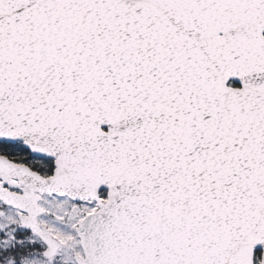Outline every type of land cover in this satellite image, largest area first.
I'll return each mask as SVG.
<instances>
[{
    "label": "snow or ice",
    "instance_id": "1",
    "mask_svg": "<svg viewBox=\"0 0 264 264\" xmlns=\"http://www.w3.org/2000/svg\"><path fill=\"white\" fill-rule=\"evenodd\" d=\"M0 264H264V0H0Z\"/></svg>",
    "mask_w": 264,
    "mask_h": 264
}]
</instances>
